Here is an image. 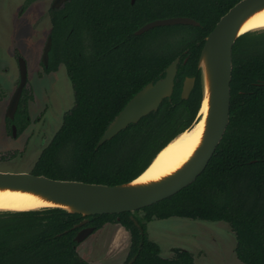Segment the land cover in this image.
<instances>
[{"label": "trees", "instance_id": "obj_1", "mask_svg": "<svg viewBox=\"0 0 264 264\" xmlns=\"http://www.w3.org/2000/svg\"><path fill=\"white\" fill-rule=\"evenodd\" d=\"M238 0H69L53 19L46 71L64 65L73 105L30 173L107 185L138 176L154 155L197 119L201 87L197 59L204 37ZM64 14V16H62ZM187 16L192 24L153 26L154 19ZM179 58L170 98L97 145L109 122L145 84ZM185 76L194 84L180 97ZM26 92V91H25ZM24 90L9 124H28ZM7 131L11 133L9 126ZM223 221L234 234L243 264H264V28L239 35L232 45L229 121L204 169L174 194L133 212L88 215L94 229L119 223L129 232L131 264H193L192 253L173 247L162 257L146 233L153 218ZM134 218L138 225L134 224ZM84 219L59 208L0 211V264H89L74 239Z\"/></svg>", "mask_w": 264, "mask_h": 264}, {"label": "water", "instance_id": "obj_2", "mask_svg": "<svg viewBox=\"0 0 264 264\" xmlns=\"http://www.w3.org/2000/svg\"><path fill=\"white\" fill-rule=\"evenodd\" d=\"M261 9H264V0H238L220 16L213 28L204 37L197 59L201 87L199 109L203 98H207L203 130L198 146L179 168L156 180H136L157 154L186 129L166 143L138 176L118 184L107 185L73 179H54L30 172L0 171V190L31 192L50 202V205L38 208L0 211L59 208L83 216L84 219L77 224L81 225L87 221L85 217L88 215L120 213L123 211L133 212L162 200L191 183L208 163L229 121L232 45L236 38L244 33L240 31L242 23ZM178 23L199 24L198 21L187 16L158 18L141 25L134 33H141L153 26ZM48 47L49 40L43 51L42 60L44 65L47 63ZM178 62L179 58L175 57L166 66L162 77L145 84L126 102L109 122L99 137L97 145L110 139L129 123H134L150 111L156 110L164 98H170ZM18 70L19 81L11 94L5 111V115L10 119L14 116L21 91L26 82V66L21 57L18 58ZM193 84V76L183 78L180 88L181 98H187ZM201 118L200 116L199 120ZM12 135H15L14 126H12ZM132 219L134 224L139 226L137 221L134 218ZM92 229L90 226L81 229L74 239L77 242L81 241Z\"/></svg>", "mask_w": 264, "mask_h": 264}, {"label": "rangeland", "instance_id": "obj_3", "mask_svg": "<svg viewBox=\"0 0 264 264\" xmlns=\"http://www.w3.org/2000/svg\"><path fill=\"white\" fill-rule=\"evenodd\" d=\"M23 1L0 0L9 19L2 16L3 21L10 24L4 34L8 45L4 47V44V49L0 50L3 60L0 61V171L29 172L40 150L60 126L64 112L74 102L65 68L59 66L55 71L44 72L38 61L41 35L36 30L41 28L45 37L48 28L46 7L39 12L36 0H32L20 14L18 10ZM39 16H43L41 23H38ZM0 42H3L2 38ZM14 47L25 62L24 91H30V98L26 104L28 125L19 134L15 130V136H12L6 126L12 130L14 124L8 123L5 111L19 76ZM146 233L158 244L162 257L171 256L172 248L177 247L191 252L194 264H243L234 254V234L223 221L175 216L153 218L146 223ZM129 238V232L121 225L108 223L79 241L76 250L91 264H122Z\"/></svg>", "mask_w": 264, "mask_h": 264}, {"label": "bare ground", "instance_id": "obj_4", "mask_svg": "<svg viewBox=\"0 0 264 264\" xmlns=\"http://www.w3.org/2000/svg\"><path fill=\"white\" fill-rule=\"evenodd\" d=\"M262 28H264V9L249 16L242 23L240 31L246 32ZM206 109L207 98L204 97L199 109L198 119L157 154L154 160L136 179L137 181L156 180L170 174L191 156L201 137ZM200 116L202 118L199 120ZM46 205H50V202L31 192L9 189L0 190V210H23Z\"/></svg>", "mask_w": 264, "mask_h": 264}, {"label": "flooded vegetation", "instance_id": "obj_5", "mask_svg": "<svg viewBox=\"0 0 264 264\" xmlns=\"http://www.w3.org/2000/svg\"><path fill=\"white\" fill-rule=\"evenodd\" d=\"M46 1V3L45 4H43V0H36V2H37V9L39 10V12H40V10H42V8H43V6H45L46 7V9H45V18H46V20H47V23H48V28H47V32H46V34H45V37L43 36V30H41V28L40 29H37L36 31H39V33H40V35H41V39H40V43H39V49L41 48V51H40V54H39V58H38V61H39V63L42 65V68H43V70H44V72H50V71H55V70H57V68L59 67V66H63L64 67V65L62 64V63H58L57 64V66H56V68H54V69H50V70H48V71H46L45 70V68L48 66V62H49V50H50V48H51V44H52V28H53V19H55V21H56V18H57V13H59L60 11H63V9L66 7V5H67V3H68V1L69 0H45ZM129 2L130 3H132L133 2V0H129ZM32 4V0H24L23 2H22V5H20L19 6V10L18 11H20V14L22 13V12H24L28 7H29V5H31ZM3 8V6L1 5L0 6V38H2V40H3V42H0V50H2V49H4V47L5 46H7L8 45V42H6V40L4 41V38H5V36H4V34L9 30V25H7V23H4V21H3V18H2V16H4V17H7V19H8V16L6 15V13H7V11L5 10V8L4 9H2ZM62 16H64V14L62 15ZM42 17L43 16H39V22L38 23H41L42 22ZM9 20V19H8ZM6 21V20H5ZM41 25V24H40ZM6 27V28H5ZM5 28V29H4ZM7 34H9V33H7ZM42 40V41H41ZM49 40V47H48V50H47V63H46V65H44L43 64V60H42V57H43V51H44V48H45V46H46V44H47V41ZM15 41V39H13V42ZM5 44V45H4ZM3 45H4V47H3ZM13 49H15V53H16V57H17V60H18V58L20 57L19 56V54H18V52L16 51V47H14ZM0 61H3L2 60V58H0ZM18 81H19V76H18V79H17V82H16V85H17V83H18ZM25 85H26V83H25ZM25 85H24V87H25ZM23 87V89H22V91L24 90V89H26V88H24ZM22 91H21V93H22ZM25 92V91H24ZM26 95H29L28 96V98H30V94H28V93H30V91H27L26 90ZM20 97H21V95H20ZM7 117V116H6ZM11 125V124H10ZM28 125V124H27ZM14 127H15V125H14ZM11 129V128H10ZM15 130H16V128H15ZM11 132H12V130H11ZM11 134V133H10ZM12 136H15V135H12ZM83 220V219H82ZM81 222V221H80ZM79 223V222H78ZM77 223V224H78ZM75 225V226H77V227H79V229L76 231V233H75V235L81 230V229H83V228H85V227H92L93 229H92V231L91 232H89L86 236H88L89 234H91L92 232H94V231H96V230H98V229H100L101 227H103L105 224H108V223H105V224H103L100 228H98V229H94V227L92 226V225H86V222L85 223H83V224H81V225ZM109 224H111V223H109ZM115 224H119V223H115ZM120 225V224H119ZM125 229V228H124ZM126 230V229H125ZM85 236V237H86ZM75 237V236H74ZM84 237V238H85ZM79 242H77V244H78ZM129 243H130V238H129ZM128 247H129V245H128ZM171 255H172V253H171ZM127 256H128V249H127V253H126V256H125V259H124V261L122 262V264H128V262L130 261V260H132L133 261V259H134V256H132V257H130L128 260H127ZM170 257V256H169ZM87 261V260H86ZM131 261V262H132ZM88 262V261H87ZM89 264H91L90 262H88ZM131 264V263H130ZM193 264H194V260H193Z\"/></svg>", "mask_w": 264, "mask_h": 264}]
</instances>
